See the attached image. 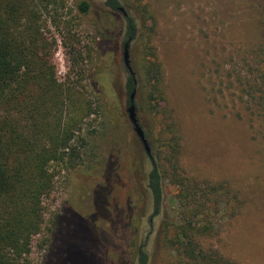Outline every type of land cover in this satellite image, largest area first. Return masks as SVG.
<instances>
[{
    "label": "rangeland",
    "instance_id": "obj_1",
    "mask_svg": "<svg viewBox=\"0 0 264 264\" xmlns=\"http://www.w3.org/2000/svg\"><path fill=\"white\" fill-rule=\"evenodd\" d=\"M82 1L90 4L87 13L78 8ZM121 4L127 15L135 16L136 5H145L155 16L154 24L146 21L150 38L129 46L134 75H143L135 106L151 150L167 149L164 131L173 124L182 171L197 187L198 200L215 211V229L202 237L204 244L236 263L264 264V137L257 132L264 130V0ZM38 21L53 44L58 80L65 82L69 75L77 81L78 76L97 107L105 90L102 77L108 75L118 104L106 98L110 106L85 119L82 134L89 138L81 163L55 165L54 188L43 199L45 227L33 238L24 263L62 264L68 253L70 264L91 254V264H130L131 224L139 223L140 237L150 232L149 264H168L174 254L162 242V229L186 210L177 200L178 188L165 178L162 212L148 225L152 208L142 169L147 171L149 161L127 111L126 17L104 0H58L41 6ZM154 51L163 71L155 110L151 84L144 79ZM114 119L124 135L119 145L113 142ZM110 165L114 185L105 207L97 208L95 190L107 181Z\"/></svg>",
    "mask_w": 264,
    "mask_h": 264
},
{
    "label": "trees",
    "instance_id": "obj_2",
    "mask_svg": "<svg viewBox=\"0 0 264 264\" xmlns=\"http://www.w3.org/2000/svg\"><path fill=\"white\" fill-rule=\"evenodd\" d=\"M54 2L58 0H0V264H25L33 238L45 227L43 199L54 188L59 170L54 169L55 165L75 168L81 163L89 138L82 134L85 119L110 106L106 98L114 102L110 101L112 106L118 104L110 90L108 75L102 77L105 90L97 107L84 94L78 76L77 81L69 75L65 82L58 80L52 63L53 44L44 37L38 21L41 6L48 8ZM104 3L113 11L122 7L121 0H104ZM136 6L137 14L126 16L123 46L127 41L150 38L146 21L152 19L154 24L155 16L147 6ZM78 8L87 13L90 4L82 1ZM150 44L149 39L146 45L150 47ZM149 63L150 75H144V79L151 84L149 99L155 110L163 94V71L155 51ZM137 76L129 73L126 84L129 95L143 79V75ZM112 121L113 142L119 145L124 135L115 119ZM257 132L264 137V130ZM164 134L167 149L152 151L151 156L146 153L149 167L142 172L151 200L149 226H153L154 219L162 212L165 178L178 188L177 200L186 210L162 229V242L174 254L168 264H239L204 244L202 237L215 229V211L198 200L197 187L182 171L174 125L169 124ZM145 135L148 138L146 132ZM112 167L107 169V181L95 190L97 208L105 207L109 189L114 185L110 181L115 171ZM131 225L130 264H149L150 232L142 238L139 223ZM92 256L80 257L75 264H91ZM68 257L65 253L61 263L70 264Z\"/></svg>",
    "mask_w": 264,
    "mask_h": 264
},
{
    "label": "water",
    "instance_id": "obj_3",
    "mask_svg": "<svg viewBox=\"0 0 264 264\" xmlns=\"http://www.w3.org/2000/svg\"><path fill=\"white\" fill-rule=\"evenodd\" d=\"M119 10L123 12L124 16H127V13L124 11L123 7H120ZM129 46H130V41H127L123 47V61H124L125 67L127 68L128 72L131 75H134V71L131 66V61H130ZM135 96H136V91L134 90L130 93V104L127 108L129 119L146 153L149 156H151V153H152L151 147L149 145L148 139L146 138L145 131L142 128V126L139 124V120L137 117L136 106H135Z\"/></svg>",
    "mask_w": 264,
    "mask_h": 264
},
{
    "label": "flooded vegetation",
    "instance_id": "obj_4",
    "mask_svg": "<svg viewBox=\"0 0 264 264\" xmlns=\"http://www.w3.org/2000/svg\"><path fill=\"white\" fill-rule=\"evenodd\" d=\"M126 17V16H125ZM124 47V46H123Z\"/></svg>",
    "mask_w": 264,
    "mask_h": 264
}]
</instances>
